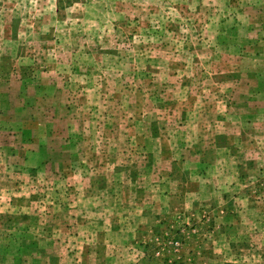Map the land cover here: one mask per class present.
Returning a JSON list of instances; mask_svg holds the SVG:
<instances>
[{"label":"rangeland","instance_id":"374dc122","mask_svg":"<svg viewBox=\"0 0 264 264\" xmlns=\"http://www.w3.org/2000/svg\"><path fill=\"white\" fill-rule=\"evenodd\" d=\"M0 264H264V0H0Z\"/></svg>","mask_w":264,"mask_h":264}]
</instances>
